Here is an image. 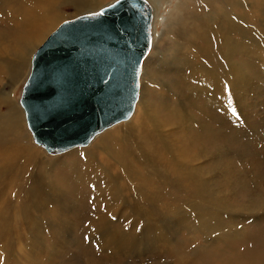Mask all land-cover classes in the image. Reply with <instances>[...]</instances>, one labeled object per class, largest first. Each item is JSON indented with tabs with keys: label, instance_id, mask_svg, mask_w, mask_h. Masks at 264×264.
Here are the masks:
<instances>
[{
	"label": "rangeland",
	"instance_id": "obj_1",
	"mask_svg": "<svg viewBox=\"0 0 264 264\" xmlns=\"http://www.w3.org/2000/svg\"><path fill=\"white\" fill-rule=\"evenodd\" d=\"M5 1L0 0V36H6L4 39L12 42L10 46L19 36L33 43L25 57L26 66L14 85H9L11 69L0 74V90L9 92L17 105L28 78L31 54L46 36L62 21L96 10L113 0H48V4H58L54 10L61 17L39 40L34 34H24L18 23L8 25L3 15L12 5ZM20 1L13 7L14 11L22 3L34 7L30 0ZM147 1L152 5L151 0ZM158 2L161 7L155 12L154 29L157 37L140 68L137 106L131 120H121L119 125L115 123V127L106 129L112 131L129 124L143 106L152 137L160 133L165 144L173 143L177 147L178 151L174 147L167 149L152 144L161 155L158 164L166 170L165 179H150L159 194L160 206L152 216L156 226L146 229L129 224L125 231H130L135 240L128 241L116 252L112 248H99L94 238L99 231L90 233L85 227L77 226L38 231L27 229L22 225V217L13 216L11 225L5 224L0 231V264H258L260 260L264 263V0ZM224 16L232 18L239 28L228 27L227 21H221ZM195 17L213 24L204 41L191 32L197 28ZM204 26L207 25L203 23ZM151 29L150 26V32ZM222 37L236 45L235 51L225 55L220 45ZM252 38L254 41L250 40ZM193 45L207 49L204 50L206 59L196 63ZM0 52L7 57L2 49ZM229 62L235 65L236 71L224 73L222 68L228 71ZM202 67L210 70L204 74L200 71ZM189 68L195 70L194 76ZM0 109L5 110V107L1 105ZM30 132L31 142L35 144ZM89 144L47 150L55 156L46 157H59ZM70 158L68 156L65 162L74 159ZM58 168L65 170L66 166L60 164ZM128 177L125 184L132 185ZM132 193L136 201L139 194L135 189ZM87 200L90 203V199ZM73 201L75 206L67 203L69 206L65 205L62 211L66 213L65 219L77 223L79 204ZM107 202H110L108 198L103 201ZM133 209L122 208L119 222L125 214L133 213ZM130 243H133L130 247L126 246ZM246 254L254 259L247 258Z\"/></svg>",
	"mask_w": 264,
	"mask_h": 264
},
{
	"label": "bare ground",
	"instance_id": "obj_2",
	"mask_svg": "<svg viewBox=\"0 0 264 264\" xmlns=\"http://www.w3.org/2000/svg\"><path fill=\"white\" fill-rule=\"evenodd\" d=\"M17 1L20 0L5 1L6 4L12 5V8L3 16L8 21V25L18 23L24 34L27 35V33H29L31 36L34 34L38 40L61 17V15L54 10V7L58 4H48V0H30L34 6L33 8H29L22 3V6L16 8L14 11L13 7H15ZM114 1L116 0L108 2L96 10L92 9L93 11L83 13L82 15L98 13L104 6ZM144 1L148 2L151 6L149 7L151 13L149 27H152L151 32L148 28L150 36L149 49H151L153 39L155 40L157 37L156 31H154L157 25L155 12H157V9H160L161 5L158 0H151L152 5L149 1ZM220 4H222L221 1ZM214 7L215 6H213V8ZM78 8L80 7L76 9ZM218 8H220V6ZM228 10L230 9L228 8ZM195 19L197 23L194 24L197 28L194 30L192 29L193 27L190 28L193 30L191 32L195 34V37L198 36L204 41L203 39L209 33L208 29H210V32L212 31L213 24H210V21L201 17H195ZM221 21H227V26L230 28L233 26L238 27L232 18L227 19V17L224 16ZM203 23L207 26L203 27ZM229 29L227 32L228 34L230 33ZM245 29L247 30V28ZM236 30L238 29L236 28ZM5 37L2 38L0 36V51L2 49L7 53L6 57L4 55L2 56L0 52V74H3L7 68L11 69L12 73L11 77H9V79H11L9 85H12L26 66L25 57L33 47V43L27 39L23 40L24 37L19 36L13 41L14 45L10 46L12 42L4 39ZM220 40V45L224 48L225 55L230 54L232 50L235 51L234 48L236 45H233L232 41L230 42L223 37L220 38ZM250 40L254 41L253 38ZM243 41L245 40L243 39ZM248 45L250 46V44ZM193 47L196 48L194 54L196 63L197 61H201V59H206L207 51L204 50L207 49L201 48L202 46L200 47V45H193ZM36 50L31 54L32 56L29 60L26 77L31 70V60ZM254 50H256V48ZM238 51H241V49ZM235 68V65L229 62L228 71L223 68L222 70L224 73H230L235 72ZM189 69L191 75L194 76L193 72L195 70L193 71L192 68ZM209 70L210 69H206V67L200 68V71L204 74ZM196 73L198 75L197 70ZM0 77L2 76L0 75ZM139 98L140 94L136 104ZM1 105L5 107V110L0 109V231L4 229L5 224L11 225L13 222H11V219L15 218L13 216L22 217L24 220H22V223H24L22 225L27 229L31 228L38 231L47 229L48 227L52 229H67L71 226L85 227L90 233L96 231L100 232L98 236L94 237L100 249L112 248L117 252L119 250L121 251L120 248H122V245L127 244L128 241L135 240V236L130 233V231H125V228L129 226V224L146 229L151 226H156V222L152 216L156 211V207L160 206L159 194L157 191L158 188L156 186H151L150 179L153 177H163V179H165L166 170L158 164L161 155L155 151V147L152 146V144L156 143L167 149L174 147L177 150V147L173 143L165 144V138L160 133L157 137L154 135L152 137V132L146 123V111L143 106L138 108L133 121L129 124L118 126L112 131L106 130L121 123L116 122V124L106 127L102 131L96 133L86 144L88 145L94 139L89 144V146L91 145L90 147L75 148V150H71L68 153L60 154L59 157H46L47 155H55H50L45 146L34 140L27 125L24 109L20 103H17L18 106L20 105V107H17L16 103L10 98V93H7L5 90H0V106ZM19 108L22 109L20 110ZM134 110L135 108L130 116L122 120V122L131 120L130 118H132L131 116ZM133 124L134 127H132ZM27 129L32 136L33 142L45 149L47 153L31 142ZM152 138L153 141H151ZM30 142L35 148H38L35 149ZM68 156L74 159L66 163L65 160ZM60 164L65 165L66 169L59 170L58 166ZM125 177L130 179L132 185L125 184ZM134 181H138V183ZM134 189L139 194L136 201L133 199L132 192ZM107 198L110 202L104 204L103 201ZM66 199L69 201H65ZM87 199H90V203ZM140 199H142L141 202H139ZM73 200L77 202V205L79 204L76 214L79 215L76 221L77 223L65 219L66 213L62 211L67 203H72V206H75ZM147 204L150 205V207H146ZM67 206L69 205H66V207ZM125 207L131 211L132 208H134L133 213L125 214L120 223L119 221L122 215L121 209ZM163 208L170 209L169 206H163ZM112 216L116 218L113 219ZM14 222L16 223V220H14ZM22 225L21 227H23ZM131 244L133 243L126 246L130 247ZM133 248H136V246ZM260 254L263 255L262 253ZM245 256H247V254ZM247 258L250 257L247 256ZM260 261H258V264H264L263 261ZM244 264H246V262Z\"/></svg>",
	"mask_w": 264,
	"mask_h": 264
},
{
	"label": "water",
	"instance_id": "obj_3",
	"mask_svg": "<svg viewBox=\"0 0 264 264\" xmlns=\"http://www.w3.org/2000/svg\"><path fill=\"white\" fill-rule=\"evenodd\" d=\"M115 3L62 21L32 57L20 104L48 150L86 145L134 109L151 13L144 0Z\"/></svg>",
	"mask_w": 264,
	"mask_h": 264
},
{
	"label": "snow or ice",
	"instance_id": "obj_4",
	"mask_svg": "<svg viewBox=\"0 0 264 264\" xmlns=\"http://www.w3.org/2000/svg\"><path fill=\"white\" fill-rule=\"evenodd\" d=\"M122 3V0H116V3L113 4V5H110V7H116L117 5L121 4ZM103 13H95L94 15H102ZM138 74V73H137ZM233 115H235V112L233 111Z\"/></svg>",
	"mask_w": 264,
	"mask_h": 264
}]
</instances>
